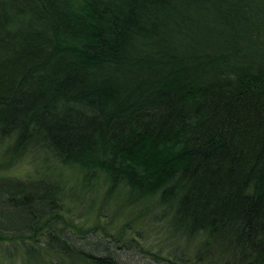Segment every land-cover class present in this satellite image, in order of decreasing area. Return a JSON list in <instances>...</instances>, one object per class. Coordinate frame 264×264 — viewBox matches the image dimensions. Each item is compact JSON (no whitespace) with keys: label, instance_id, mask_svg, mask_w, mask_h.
Masks as SVG:
<instances>
[{"label":"trees","instance_id":"obj_1","mask_svg":"<svg viewBox=\"0 0 264 264\" xmlns=\"http://www.w3.org/2000/svg\"><path fill=\"white\" fill-rule=\"evenodd\" d=\"M153 232L264 264V0H0V264Z\"/></svg>","mask_w":264,"mask_h":264},{"label":"rangeland","instance_id":"obj_2","mask_svg":"<svg viewBox=\"0 0 264 264\" xmlns=\"http://www.w3.org/2000/svg\"><path fill=\"white\" fill-rule=\"evenodd\" d=\"M31 172H32V167L28 164V160H26V162H24L22 166L11 171V174L13 173L16 176H19V175L29 174ZM94 215L96 214L94 213ZM94 222H96L95 219L91 218V220L88 222V226L93 225ZM101 224L104 223L101 222ZM133 226L134 229L138 231L140 230L141 224L140 223L138 224V222H136L135 224H133ZM160 233H163V231ZM129 234H131V232ZM146 235L148 236L144 237L142 241L140 240L138 234L134 235L135 238L138 239V244H139L138 246L135 247V246L125 245L123 242L116 243L113 242L112 240H107L103 237L102 239H100L98 235L89 233L86 235V237H83L84 239L76 240L74 243V247L92 256L109 257L114 264H154L152 263V261L142 256V254L139 252V246H143V248L154 254H157L159 251V253L161 252V254L164 256L163 253L167 247L166 243H168L167 242L168 240L167 241L164 240V242H162L163 241L162 235L157 234L156 232ZM74 236L78 237L77 235ZM78 238H82V237H78ZM170 244H172L171 241L168 245ZM1 249H3L2 244H0V256L2 252Z\"/></svg>","mask_w":264,"mask_h":264}]
</instances>
